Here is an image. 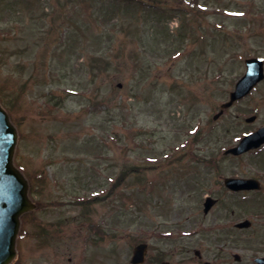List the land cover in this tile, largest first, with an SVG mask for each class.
<instances>
[{
  "label": "rangeland",
  "instance_id": "1",
  "mask_svg": "<svg viewBox=\"0 0 264 264\" xmlns=\"http://www.w3.org/2000/svg\"><path fill=\"white\" fill-rule=\"evenodd\" d=\"M151 2L0 0V103L37 204L12 264H132L141 243L144 264L264 256V194L223 185L264 190L263 153L224 154L264 124V83L215 120L244 60L264 59V0Z\"/></svg>",
  "mask_w": 264,
  "mask_h": 264
},
{
  "label": "water",
  "instance_id": "2",
  "mask_svg": "<svg viewBox=\"0 0 264 264\" xmlns=\"http://www.w3.org/2000/svg\"><path fill=\"white\" fill-rule=\"evenodd\" d=\"M262 77L261 62L249 63L248 75L239 82L236 92L232 93V99L226 107L243 97ZM17 140V130L11 125L9 115L0 104V264H10L16 258L20 217L33 208L28 198V182L13 165ZM263 142L264 129L244 138L240 145L230 152L240 155L253 147L260 146ZM226 181L227 186L235 190H251L256 183L254 180L244 179ZM244 225L249 226V223L245 222L241 226ZM147 250L145 245L137 246L132 258L133 264L144 263Z\"/></svg>",
  "mask_w": 264,
  "mask_h": 264
},
{
  "label": "flooded vegetation",
  "instance_id": "3",
  "mask_svg": "<svg viewBox=\"0 0 264 264\" xmlns=\"http://www.w3.org/2000/svg\"><path fill=\"white\" fill-rule=\"evenodd\" d=\"M263 148L261 149V150H257V151H252L253 153H257V152H259V151H261L262 152V150L264 149V146H262ZM257 179H259V180H261V176H258V177H256ZM254 192H256L257 194H260L261 193V191H254Z\"/></svg>",
  "mask_w": 264,
  "mask_h": 264
}]
</instances>
